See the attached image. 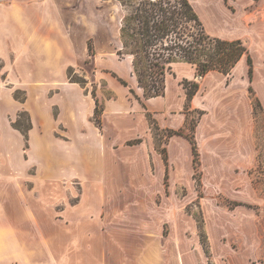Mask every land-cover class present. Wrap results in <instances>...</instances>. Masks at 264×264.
Instances as JSON below:
<instances>
[{
  "label": "crops",
  "instance_id": "crops-1",
  "mask_svg": "<svg viewBox=\"0 0 264 264\" xmlns=\"http://www.w3.org/2000/svg\"><path fill=\"white\" fill-rule=\"evenodd\" d=\"M190 2L206 33L246 42L251 81L246 56L230 73L210 70L197 81L195 66L178 61L165 76L164 93L143 99L132 56L117 53L118 0H0V264H103L105 240L87 235L101 229L103 210L118 209L134 190L144 209V198L174 192L176 183L194 177L184 131L192 110L199 112L191 133L197 167L216 177L250 167L256 149L249 86L264 109V11L256 0ZM70 68L91 87L106 82L113 92L104 98L99 124L94 86L68 79ZM184 81L198 85L190 100ZM17 89L23 100L14 96ZM22 110L30 121L27 150L12 125ZM153 124L182 133L167 135L160 151ZM76 183L80 197L68 206ZM114 243L121 264L130 249L120 239Z\"/></svg>",
  "mask_w": 264,
  "mask_h": 264
},
{
  "label": "rangeland",
  "instance_id": "rangeland-1",
  "mask_svg": "<svg viewBox=\"0 0 264 264\" xmlns=\"http://www.w3.org/2000/svg\"><path fill=\"white\" fill-rule=\"evenodd\" d=\"M256 6L264 11V0H256ZM68 79L89 89L94 86L93 91L96 90L95 95L103 105L105 97L114 95L106 82L91 87L80 70L72 69ZM200 79L201 76H196L195 81ZM184 82L189 86V82ZM14 96L23 100L25 93L17 89ZM198 116L196 110L188 113L191 125L184 129L188 135L194 131L193 123ZM12 125L27 135L28 113L20 111ZM167 135L153 124V142L160 151ZM23 137L27 150L28 135ZM252 140L256 154L243 173L238 169L216 177L206 175L199 165L192 180L179 181L174 192L171 189L166 195L144 198V209L143 198L134 190L119 199L118 209L103 210L101 229L89 230L87 234L105 240L103 264H117L112 255L116 239L122 241V249H130L127 255L122 254L121 264H264V109L261 105L252 109ZM76 184L73 195L68 193V206L75 205L80 197L81 187ZM70 235L76 236L75 230H68Z\"/></svg>",
  "mask_w": 264,
  "mask_h": 264
},
{
  "label": "trees",
  "instance_id": "trees-1",
  "mask_svg": "<svg viewBox=\"0 0 264 264\" xmlns=\"http://www.w3.org/2000/svg\"><path fill=\"white\" fill-rule=\"evenodd\" d=\"M118 1L123 15L119 29L122 48L117 53L120 56L124 54L132 56V70L138 87L142 90L143 99L164 93L165 76L170 72L172 63L178 61L194 65L197 75L203 76L210 70L228 74L235 64L246 56L251 81L253 64L246 42L242 39H221L206 33L190 0ZM88 50L89 54H92L91 44L88 45ZM71 70L68 69V73ZM120 82L127 84L122 79ZM184 87L187 100H190L198 85L189 82L187 86L184 82ZM130 92L136 96L132 88ZM249 93L253 108L260 107L251 86ZM92 94L96 101L93 117L99 124L103 103L97 99L94 91ZM195 123L196 121L193 126ZM181 133L182 131H167L168 135ZM23 135L27 137L26 133ZM188 138L192 143L194 167L197 168V146L192 134H189Z\"/></svg>",
  "mask_w": 264,
  "mask_h": 264
}]
</instances>
